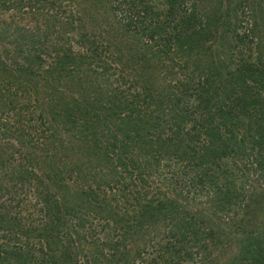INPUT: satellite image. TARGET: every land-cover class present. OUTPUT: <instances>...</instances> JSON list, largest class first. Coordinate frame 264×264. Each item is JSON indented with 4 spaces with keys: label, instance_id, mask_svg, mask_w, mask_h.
<instances>
[{
    "label": "trees",
    "instance_id": "1",
    "mask_svg": "<svg viewBox=\"0 0 264 264\" xmlns=\"http://www.w3.org/2000/svg\"><path fill=\"white\" fill-rule=\"evenodd\" d=\"M58 1L0 0V11H54L44 36L9 62L0 54V114L19 110L0 133L24 161L11 179L24 185L14 199L20 214L0 210V264H97L106 245L115 264L133 248L139 262L128 264H184L170 262L167 244L156 253L157 237L130 245L161 222L170 225L163 239L204 242L197 223L177 218L191 201L213 205L214 218L264 201V0H84L98 14L107 5L99 21L107 29L97 31L74 28ZM152 190L159 205L148 208ZM244 231L238 261L264 264V228Z\"/></svg>",
    "mask_w": 264,
    "mask_h": 264
},
{
    "label": "rangeland",
    "instance_id": "2",
    "mask_svg": "<svg viewBox=\"0 0 264 264\" xmlns=\"http://www.w3.org/2000/svg\"><path fill=\"white\" fill-rule=\"evenodd\" d=\"M15 1L16 4H19L20 1L26 2L27 0ZM58 2H60L61 4V10H63L65 13L67 12V16H72V21H70V23L74 26V28L78 27L80 23H83L90 31L107 29V26L99 24L100 19L103 18L105 14L104 8H106L107 5L103 4L104 8L99 7L98 10L100 14H98L97 12L90 10V8L93 7L90 6L89 3H85L84 0H59ZM37 5H39V3L34 4V10L36 8L35 6ZM48 10V8L44 9L38 14L37 11H35L37 13L31 11V9H29L27 5L21 10L17 8L0 11V54H2V58L4 61L9 62L8 59L12 57V54L17 50L19 46L22 47L28 45L30 47L29 43L30 37L32 35H34V37L36 38H38V34H40V38L41 36H44L43 28L48 25L49 21H52V18L50 17L51 15L49 14L51 12H54L53 10ZM47 11L49 14H46ZM95 21H97L98 23H95ZM243 21L245 22V27L243 28V25L241 24L242 28L238 30V34L240 35L245 34L246 27H248L249 20H247V17ZM110 26L111 28H113V24H111ZM76 31L77 30H75L72 34H69V32L65 33V36L69 34L68 39L71 41L70 45L73 48L72 51H77L80 48V36L78 31L77 33ZM98 33H100L103 37H107V31H99ZM20 35L26 38L24 40H21L19 39ZM119 39L124 42V40L120 36ZM109 40H111V38ZM104 45L105 43H103V46ZM121 46L122 49H124L125 51L127 50L126 45ZM207 46L208 48L212 47V49L215 50V45L208 44ZM208 48H205V52ZM4 53L7 57L4 56ZM30 54H34V52L31 51ZM109 55L110 53L108 51H105L103 56L108 57ZM42 57H45L46 59L47 56L43 55ZM114 66L116 67V65ZM187 77L188 72L178 74V78H183V80L185 81L187 80ZM127 87L128 85L125 84L124 88L128 89ZM157 92V89L152 90L153 94H156ZM18 112L19 110L17 109L15 110V112L10 111L8 114H0V130L2 128L1 125L3 124L10 125L16 123L18 119ZM153 115H155V113H153ZM11 145H17L15 143V140L12 139V137H10L8 134L3 135L0 133V148H8L7 154L9 157L12 156L10 157L12 159L11 162L5 168V172H7V175H5L4 173L0 174V210L1 206H3L9 212V214L12 213V215L18 216L20 214V209L19 207L15 206L14 199L16 198L15 194H23L21 189L24 188V185L19 184V182L18 184H13L11 179L15 178V173L19 171L18 165H20L21 163L23 164L24 161L18 157L17 151L14 152L13 150H11ZM237 182L240 183L238 180ZM163 188L164 186L162 187V189ZM154 191L155 190L149 191L150 194H147L145 196V201L147 200L146 204L148 208L154 207V204L159 205L158 201L160 196L158 194H154L155 197L152 196ZM131 192L132 191H130V193ZM172 194L176 195L175 193ZM153 198L154 203H150V200ZM201 199L202 201L204 200V198ZM173 200L178 201L179 197L176 196ZM246 204H248L247 207ZM212 206L213 205L207 206V204L200 206L198 203H194L191 201L183 206V210H181L180 216H177V218L184 217V223L188 224L190 221H193V223H197L196 230L198 233L197 237L199 239L196 240V242H204L194 243L191 239L182 241L180 239H166L167 237L163 239L161 238V231L165 227H170V225L166 222H161L154 226L146 227L145 225V228L141 229L140 234L135 235V238L130 246L143 245V243L146 241L148 242V244H151L152 242H149L147 238H151L152 240V238L157 237V240L154 239V241H157V243L153 241L154 248L157 249L156 253L160 252V249L158 248L159 246L162 247L165 244L169 245V248L166 249V255L171 263H178L177 258H179L180 260L182 259V262L184 264H244L243 262L238 261L239 252L241 251V242L239 240L241 239L242 241L243 239L247 238L248 234L244 230L264 228V201L249 202V199H246L241 204V206H243L242 209L246 210L245 212H243L241 209H237L238 213H231L230 215H227L225 211L223 212V210H218L215 215L216 218L212 217L215 213V208ZM20 208L23 209V214L25 215L26 210L23 208V206H21ZM243 214H247L249 216V219L239 220L238 218H241ZM98 222L103 224L106 221ZM109 223L112 224V222L110 221ZM189 228L191 227L189 226ZM214 229L217 230V233H215V235L213 236L220 239V235H223V237L220 239L219 244V239L210 240L207 238L206 234L210 230L214 231ZM146 248L149 249L150 252L151 248L149 246H146ZM103 250L104 252L100 256V261L97 262V264H115L116 257H112L114 255L113 250L110 249L108 245H106ZM121 250H123L122 247H120V251ZM133 250L134 248L127 249L128 252L126 253V255L130 259L123 260V263L128 264L131 261L137 263L139 262V259L135 257V253ZM78 260L83 263L82 258H79ZM248 262L252 264L250 260ZM160 263L163 264V261Z\"/></svg>",
    "mask_w": 264,
    "mask_h": 264
}]
</instances>
